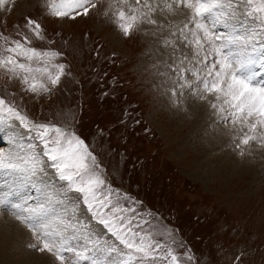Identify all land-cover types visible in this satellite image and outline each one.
Returning a JSON list of instances; mask_svg holds the SVG:
<instances>
[{
    "label": "rangeland",
    "instance_id": "obj_1",
    "mask_svg": "<svg viewBox=\"0 0 264 264\" xmlns=\"http://www.w3.org/2000/svg\"><path fill=\"white\" fill-rule=\"evenodd\" d=\"M94 2L98 7L89 16L75 20L50 16L47 0H5L0 5V34L20 39L17 33L27 32L24 25L31 18L45 36L37 40L28 33L31 46L60 53L53 63L65 65L60 83L49 85L50 94L23 91V85L0 70V98L14 102L32 121L54 124L83 139L102 165L103 195L110 189L114 203L136 209L135 215L149 222L146 230L172 247L179 264H264V148L243 146L245 155L240 156L233 150L236 133L230 124H220L223 133L213 138L210 128L218 116L207 100H189L202 106L177 111L171 93L161 86L164 77L157 75L163 70L160 61L172 51L161 47L168 29L153 36V26L143 25L144 30L125 37L115 17L105 15L114 11L110 0ZM181 11L187 14L179 9L175 14ZM242 19L255 26L251 19ZM181 22L170 27H182ZM263 77L261 73L258 79ZM187 99L181 98V106ZM0 129L2 150L41 147L23 129L19 145L10 143ZM206 159L212 167L204 164ZM90 223L101 243L123 247L103 226ZM29 236L20 233L18 238L12 230V238L6 236L0 244V264H11L5 259L15 257L16 264H58L47 253L31 251L23 243L20 247L21 239L28 242ZM20 255L30 261L20 262Z\"/></svg>",
    "mask_w": 264,
    "mask_h": 264
},
{
    "label": "snow or ice",
    "instance_id": "obj_2",
    "mask_svg": "<svg viewBox=\"0 0 264 264\" xmlns=\"http://www.w3.org/2000/svg\"><path fill=\"white\" fill-rule=\"evenodd\" d=\"M97 7L94 0H47V13L57 19L86 17ZM109 8L114 11L105 15L115 17L125 37L144 30L143 25L153 26V36L168 29L160 38L161 47L172 51L160 61L163 70L157 75L164 77L161 86L171 93L177 111L184 110L182 97L207 100L218 116L216 125H232L234 151L244 156L243 146L264 148V80L257 81L264 73V0H163V7L161 0H110ZM177 9L187 10L186 22L171 28L167 16L160 17ZM24 28L27 32L17 33L20 39L0 34V70L23 85V91L50 94L49 85L60 83L65 65L53 63L60 53L31 46L28 33L45 39L40 23L27 18ZM185 48L190 51L185 53ZM0 127L10 143L19 145L27 132L41 146L37 150L36 144H29L25 150L19 145L16 152L0 149V174L7 178L0 192V216L12 217L30 233L27 249L47 253L58 264H179L172 247L146 230L149 222L138 218L136 209L114 203L110 189L103 195L102 165L78 135L32 121L5 98H0ZM22 188L40 195L22 193ZM90 221L103 226L123 247L101 243Z\"/></svg>",
    "mask_w": 264,
    "mask_h": 264
},
{
    "label": "bare ground",
    "instance_id": "obj_3",
    "mask_svg": "<svg viewBox=\"0 0 264 264\" xmlns=\"http://www.w3.org/2000/svg\"><path fill=\"white\" fill-rule=\"evenodd\" d=\"M162 1V0H161ZM187 11V10H186ZM176 12V11H175ZM182 12H184V11H181V12H177L176 14H173V13H170V12H168L167 13V18H168V21H171V23H173V24H175V22L176 21H178V22H181V21H185L186 20V16H183L181 13ZM188 14V13H187ZM186 14V12H184V15H187ZM163 17V16H162ZM182 23V22H181ZM248 24V23H247ZM180 25H182V24H180ZM248 25H250V24H248ZM173 26V25H172ZM177 28V27H176ZM167 32H168V30H167ZM168 34V33H167ZM166 34V35H167ZM163 59V58H162ZM260 78H261V75H260ZM259 78V79H260ZM264 78V77H263ZM258 78H257V80H258V82L260 81ZM196 106H202V105H199V104H193V103H191L190 101H189V99H187V100H185V102H184V104L181 106L185 111L187 110L186 108H188L189 110H191L192 111V108H196ZM199 110V109H198ZM206 116V115H205ZM209 117V116H208ZM210 121V120H209ZM214 122H216V121H214ZM214 122H212V124H213V129L212 128H210V131H211V135L213 136V138H215L216 137V134H222L223 133V129H222V127L219 125V126H217V125H215V123ZM209 123V122H208ZM3 129V128H2ZM1 130V129H0ZM4 130V129H3ZM196 130V129H195ZM2 131V130H1ZM210 135V136H211ZM2 138V137H1ZM3 139H5V138H3ZM3 141V140H2ZM22 141V140H21ZM23 144V143H22ZM7 146V145H6ZM1 148H3V147H1ZM6 148V147H5ZM8 149H10V148H8ZM12 149H14V148H12ZM11 152V151H10ZM16 152V151H15ZM213 152V151H212ZM209 160V159H208ZM208 160L206 159L205 160V162H204V164L207 166L208 165ZM210 161V160H209ZM201 165V164H200ZM208 166H210V165H208ZM210 167H212V166H210ZM206 168H208V167H206ZM7 178L3 175V174H0V192H3L4 190H5V180H6ZM204 180L205 179H207L206 178V176L203 178ZM55 183L57 184V185H59V183L57 182V181H55ZM41 187H43V185H41ZM23 189V188H22ZM25 190H27V193L29 194V195H32V196H35V197H39V195H40V193H38V192H36L34 189H31V188H27V189H25ZM24 190V191H25ZM34 190V191H33ZM33 191V192H32ZM30 203H32V201H30ZM1 217V216H0ZM3 218H0L1 220H0V244H3V242L4 241H7V237L8 236H10L9 238H12L11 237V232H12V230H14V232H15V234L16 235H19V237L18 238H20V233L21 234H25V235H29L30 233H28L27 232V230L22 226V225H18L16 222L17 221H15L12 217H10V216H6V215H4V216H2ZM98 231L101 233L102 231H101V228L100 229H98ZM102 234V233H101ZM7 236V237H6ZM30 237V236H29ZM4 239H6V240H4ZM27 240H29V239H27ZM27 242V241H26ZM24 240H22L21 239V241H20V247H21V244H22V246H24V244L26 243ZM5 243V242H4ZM3 252V248L0 250V255H1V253ZM18 255H19V253H18ZM4 256V255H3ZM14 256V255H13ZM40 256V255H39ZM8 258V257H7ZM18 258H19V260H20V262H25V261H30V259H25V258H23V256H18ZM21 258V259H20ZM16 257H15V259H5L6 261H10V263L11 264H16L17 262H14V261H16ZM39 259V258H38ZM42 260V259H41ZM6 261H5V263H6ZM32 261V260H31Z\"/></svg>",
    "mask_w": 264,
    "mask_h": 264
}]
</instances>
